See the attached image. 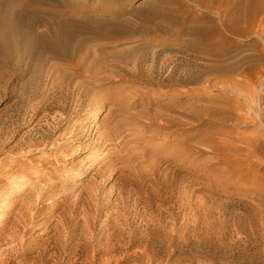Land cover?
I'll list each match as a JSON object with an SVG mask.
<instances>
[{
  "label": "rangeland",
  "instance_id": "rangeland-1",
  "mask_svg": "<svg viewBox=\"0 0 264 264\" xmlns=\"http://www.w3.org/2000/svg\"><path fill=\"white\" fill-rule=\"evenodd\" d=\"M59 1L0 62V264H264V6Z\"/></svg>",
  "mask_w": 264,
  "mask_h": 264
},
{
  "label": "bare ground",
  "instance_id": "bare-ground-1",
  "mask_svg": "<svg viewBox=\"0 0 264 264\" xmlns=\"http://www.w3.org/2000/svg\"><path fill=\"white\" fill-rule=\"evenodd\" d=\"M7 6H9L8 9V13H5V11L0 9V62H3L5 64H13V62H16L17 59H22L24 58V56L28 55L30 52V39H31V35L32 34V27L33 25L30 24V21L28 19V14L30 13L32 8H35L36 6V0H5ZM41 1V0H40ZM48 0H42V2H45ZM58 2H60L58 0ZM65 2V1H64ZM223 2V0H222ZM248 2L247 5L245 3V5L239 6L241 7V9H243L241 14L246 13L248 16V19L250 20L251 16H254L253 13L255 14L256 12H259L260 9L262 8V6H264V0H249V1H245ZM1 3V2H0ZM244 2L242 1V3H238V4H243ZM4 4V3H3ZM38 6V5H37ZM235 6V4H234ZM238 6V5H237ZM2 8V7H0ZM39 8V7H38ZM234 8H238V7H234ZM237 10V9H234ZM239 10V9H238ZM235 14V13H234ZM259 14V13H258ZM245 16V17H247ZM250 17V18H249ZM253 18V17H252ZM264 19V18H263ZM262 19V20H263ZM39 22V21H38ZM260 24V22H259ZM57 28V27H56ZM50 33L57 35V30L53 29ZM36 35V34H35ZM49 35V34H48ZM204 35V34H201ZM54 36V35H53ZM212 36L209 35H205L204 37L202 36L200 38L198 42L199 51L203 50V47L210 43L212 41ZM90 67V66H89ZM88 67V68H89ZM233 103V102H232ZM73 156V155H72ZM94 157V156H93ZM182 161V160H181ZM103 169V168H102ZM120 191V189H119ZM118 191V193H119ZM133 200V199H132ZM142 200V199H141ZM142 203V201H141ZM122 204V203H121ZM120 204V205H121ZM159 205V204H158ZM132 206V205H131ZM141 206V205H140ZM148 206V205H147ZM172 206V205H171ZM130 207V206H129ZM194 207V206H193ZM199 207V206H198ZM133 208V207H131ZM130 208V209H131ZM148 208V207H147ZM196 208V207H195ZM264 208V206H263ZM142 209V208H141ZM155 209V208H154ZM165 209V208H164ZM163 209V210H164ZM193 209V208H192ZM199 209V208H197ZM153 210V209H152ZM166 210V209H165ZM194 210V209H193ZM124 211V210H123ZM136 211V210H135ZM140 212V211H139ZM145 212V211H142ZM150 212V211H149ZM147 211V213H149ZM158 212V211H157ZM166 212V211H165ZM217 212V211H216ZM221 212V211H220ZM254 212V211H253ZM126 213V212H125ZM195 213V211H194ZM124 214V212H123ZM134 214V213H133ZM139 214V213H138ZM150 214V213H149ZM152 214V213H151ZM143 215V214H142ZM250 215V214H249ZM138 216V215H137ZM153 216V215H152ZM196 216V215H195ZM122 217V215H121ZM145 217V216H144ZM143 217V218H144ZM148 217V216H147ZM164 217V216H163ZM173 217V216H170ZM222 218V217H221ZM262 218V217H261ZM119 219V218H118ZM124 219V218H123ZM126 219V218H125ZM151 219V218H150ZM156 219V218H155ZM115 220V219H114ZM122 220V219H121ZM147 220V219H146ZM199 220V219H198ZM262 220V219H261ZM158 221V220H156ZM166 221V220H165ZM164 221V222H165ZM217 221V220H216ZM222 221V220H220ZM121 222V221H120ZM123 222V221H122ZM169 222V221H168ZM171 222V221H170ZM220 223V222H219ZM223 223V221H222ZM15 224V223H14ZM117 224V223H116ZM120 224V223H119ZM133 224V223H132ZM146 224V223H144ZM154 224V223H153ZM162 224V223H161ZM123 225V224H121ZM133 226V225H132ZM34 227V226H33ZM117 227V226H116ZM127 227V226H126ZM152 227V226H151ZM150 227V228H151ZM155 227V226H154ZM160 227V226H159ZM166 227V226H165ZM221 227V225H220ZM219 227V228H220ZM264 227V226H263ZM110 228V227H109ZM118 228V227H117ZM145 228V227H144ZM143 228V229H144ZM161 228V227H160ZM159 228V229H160ZM218 228V227H217ZM146 229V228H145ZM194 229V228H193ZM196 229V228H195ZM221 229V228H220ZM262 229V227L260 228ZM264 229V228H263ZM15 230V229H14ZM90 230V229H87ZM130 230V229H128ZM132 230V229H131ZM140 231V230H139ZM259 231V230H258ZM131 232V231H130ZM148 232V231H147ZM224 232V231H223ZM16 233V232H15ZM14 233V234H15ZM89 233V232H88ZM112 233V230H111ZM115 233V232H114ZM141 233V232H140ZM146 233V232H145ZM162 233V232H161ZM197 233V232H196ZM199 233V232H198ZM197 233V234H198ZM204 233V232H203ZM206 233V232H205ZM258 233V232H257ZM108 234V233H107ZM117 234V233H116ZM150 234V233H149ZM200 234V233H199ZM18 235V234H17ZM86 235V233H85ZM89 235H91L89 233ZM124 235V234H123ZM146 235V234H145ZM152 235V234H151ZM179 235V234H178ZM184 235V234H183ZM120 236V234H119ZM132 236V235H131ZM140 236V235H139ZM148 236V235H147ZM164 236V235H163ZM200 236V235H199ZM88 237V236H87ZM106 237V236H105ZM108 237V236H107ZM121 237V236H120ZM126 237V236H125ZM143 237V236H142ZM145 237V236H144ZM162 237V236H161ZM192 237V236H191ZM224 237V236H223ZM98 238V236H97ZM117 238V237H116ZM119 238V237H118ZM154 238V237H153ZM159 238V237H158ZM164 238V237H163ZM166 238V237H165ZM187 238V237H185ZM91 239V238H89ZM127 239V238H126ZM148 239V237H147ZM161 239V238H160ZM181 239V238H179ZM197 239V238H196ZM260 239V238H258ZM102 240V239H101ZM106 240V239H105ZM122 240V239H121ZM136 241V240H135ZM143 241V240H142ZM160 241V240H159ZM93 242V241H92ZM111 242V241H110ZM149 242V241H148ZM194 242V241H193ZM198 242V241H197ZM224 242V241H223ZM257 242V241H256ZM262 242V241H261ZM85 243V242H84ZM91 243V242H90ZM89 243V244H90ZM145 243V242H144ZM189 243V242H188ZM260 243V242H259ZM102 244V243H101ZM109 244V243H108ZM112 244V243H111ZM131 244V243H130ZM168 244V242L166 243ZM182 244V243H181ZM207 244V243H206ZM223 244V243H222ZM256 244V243H255ZM120 245V244H119ZM112 246V245H111ZM114 246V245H113ZM124 246V245H123ZM176 246V245H175ZM200 246V245H199ZM16 247V246H15ZM86 247V246H85ZM92 247V246H91ZM110 247V246H108ZM138 247V246H136ZM148 247V246H147ZM105 248V247H104ZM114 248V247H113ZM116 248V247H115ZM98 249V248H97ZM132 249V247H131ZM130 249V251H131ZM148 249V248H146ZM150 249V248H149ZM148 249V250H149ZM156 249V248H155ZM191 249V248H190ZM261 249V248H260ZM108 250V249H106ZM151 250V249H150ZM149 250V251H150ZM165 250V249H164ZM197 250V249H196ZM201 250V249H200ZM259 250V249H258ZM115 251V250H113ZM128 251V250H127ZM224 251V250H223ZM139 252V251H138ZM171 252V251H170ZM226 252V249H225ZM230 252V251H229ZM232 252V251H231ZM260 252V250H259ZM93 253V252H92ZM168 253V252H167ZM235 253V252H234ZM103 254V253H102ZM112 254V253H111ZM99 255V254H98ZM101 255V254H100ZM110 255V254H109ZM123 255V254H122ZM132 255V254H131ZM148 255V254H147ZM151 255V254H150ZM196 255V254H195ZM209 255V254H208ZM93 256V255H92ZM97 256V255H96ZM128 256V255H127ZM152 256V255H151ZM168 256V255H167ZM88 257V256H87ZM90 257V256H89ZM119 257V256H118ZM154 257V256H152ZM157 257V256H156ZM184 257V256H183ZM216 257V256H215ZM99 258V257H98ZM114 258V257H113ZM116 258V257H115ZM114 258V259H115ZM246 258V257H245ZM92 259V258H90ZM113 259V260H114ZM123 259V258H122ZM180 259V258H179ZM191 259V258H190ZM212 259V258H211ZM149 260V259H148ZM146 260V261H148ZM162 260V259H161ZM172 260V259H171ZM177 260V259H176ZM226 260V259H225ZM105 261V260H104ZM173 261V260H172ZM186 261V259H185ZM191 261V260H188ZM214 261V260H213ZM98 262V260H97ZM103 262V261H102ZM160 262V260L158 261ZM165 262V260H164ZM179 262V260L177 261ZM230 262V261H229ZM100 263V262H99ZM191 263V262H190ZM225 263V262H224ZM231 263V262H230ZM84 264V263H83ZM117 264V263H116ZM131 264V263H130ZM147 264V263H146ZM157 264V263H156ZM178 264V263H177ZM182 264V263H181ZM185 264V263H184Z\"/></svg>",
  "mask_w": 264,
  "mask_h": 264
}]
</instances>
